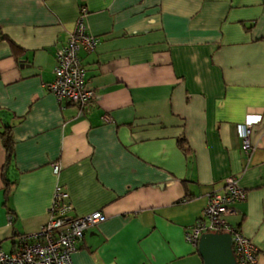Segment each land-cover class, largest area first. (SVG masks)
Instances as JSON below:
<instances>
[{
  "label": "crops",
  "instance_id": "1",
  "mask_svg": "<svg viewBox=\"0 0 264 264\" xmlns=\"http://www.w3.org/2000/svg\"><path fill=\"white\" fill-rule=\"evenodd\" d=\"M81 6L99 38L81 52L97 93L89 110L46 86ZM259 115L246 154L237 125ZM7 125L5 250L48 222L61 183L73 215L107 216L72 264H203L185 232L235 176L247 195L228 219L264 264V0H0V132Z\"/></svg>",
  "mask_w": 264,
  "mask_h": 264
},
{
  "label": "built area",
  "instance_id": "2",
  "mask_svg": "<svg viewBox=\"0 0 264 264\" xmlns=\"http://www.w3.org/2000/svg\"><path fill=\"white\" fill-rule=\"evenodd\" d=\"M88 9L81 6L74 29L70 32L66 45L56 53L54 78L47 82L57 100L69 102L89 110L97 99V93L87 83V69L81 52H93L99 38L87 26ZM249 116L237 125L246 154L255 150L251 134L254 124L262 120ZM60 164L54 165V173L60 172ZM246 190L237 177H230L223 191L208 193L207 204L201 216L185 232L186 240L198 245L206 232H226L232 236L233 249L238 264H257L259 249L228 217L236 210L234 205L246 199ZM73 205L68 190L61 183L54 189L49 220L34 232L21 233L16 239V248L5 250L0 245V264H72L73 254L78 250L86 230L106 220L103 210H95L83 215H73Z\"/></svg>",
  "mask_w": 264,
  "mask_h": 264
},
{
  "label": "water",
  "instance_id": "3",
  "mask_svg": "<svg viewBox=\"0 0 264 264\" xmlns=\"http://www.w3.org/2000/svg\"><path fill=\"white\" fill-rule=\"evenodd\" d=\"M203 264H238L232 236L226 232L203 233L198 242Z\"/></svg>",
  "mask_w": 264,
  "mask_h": 264
},
{
  "label": "trees",
  "instance_id": "4",
  "mask_svg": "<svg viewBox=\"0 0 264 264\" xmlns=\"http://www.w3.org/2000/svg\"><path fill=\"white\" fill-rule=\"evenodd\" d=\"M0 133H1L3 144L7 151V163H8L10 162L11 158L14 155V139L12 135L11 126H8V125L4 126L3 130ZM178 144L185 154L190 153L189 143L184 136H180L178 138ZM196 246L198 248V245Z\"/></svg>",
  "mask_w": 264,
  "mask_h": 264
},
{
  "label": "snow or ice",
  "instance_id": "5",
  "mask_svg": "<svg viewBox=\"0 0 264 264\" xmlns=\"http://www.w3.org/2000/svg\"><path fill=\"white\" fill-rule=\"evenodd\" d=\"M251 119H253V120H257V119H259V117H252Z\"/></svg>",
  "mask_w": 264,
  "mask_h": 264
}]
</instances>
